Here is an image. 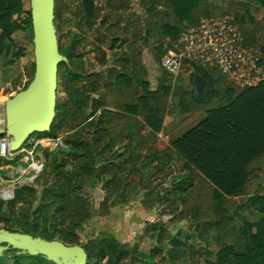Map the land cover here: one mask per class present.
<instances>
[{"label": "trees", "instance_id": "obj_1", "mask_svg": "<svg viewBox=\"0 0 264 264\" xmlns=\"http://www.w3.org/2000/svg\"><path fill=\"white\" fill-rule=\"evenodd\" d=\"M138 1L144 16L132 12L130 0L107 1L100 26L111 39L113 58L102 82L104 92L98 88L101 76L89 73L78 51L85 39L74 34L69 49L60 46L70 62V67L64 64L61 77L67 103L57 104L51 131L34 136L56 138L66 126L68 149L62 151L60 162L56 160L52 180L43 182L42 196L36 187L26 186L17 189L10 202L0 199V228L37 237L33 229L40 232L43 218L50 217L58 240L77 246L86 224L97 215L108 217L112 209L131 204L143 191L145 209H164L161 215L171 216V224L188 222L202 244L212 238L220 248L216 261L209 260L213 253L208 249L193 246L192 238L183 241L182 232L175 234L172 250L166 251L171 232L158 222L147 229L157 243L150 255L158 262L145 260L131 247L120 249L116 239L105 238L80 245L88 254V264H123L127 257L129 264H187L188 256L201 258L204 264H264V82L239 91L214 71L211 93L198 98L194 91L180 99L181 112H204L207 119L162 151L157 144L170 110L172 89L164 87L162 93L140 96L135 86V79L147 76L144 50L154 48L162 62L186 27L202 18L232 17L247 40L248 30L240 26L239 17L249 13V4L232 1L225 10L212 0ZM63 12V0H57L58 33ZM78 17L77 29H94L101 19L96 1L83 0ZM26 30L33 35L31 10L25 9L24 0H0V60L12 55L10 65H14L25 57L22 50L14 53L13 37ZM99 50L103 65H108L105 51ZM1 163L0 159V167ZM92 174L105 193L98 214L81 190V178ZM237 198H248L252 211L262 215L258 223L244 221L241 230L234 226L235 220H243ZM233 240H243L245 249L230 244ZM13 258L15 264L31 259L10 249L0 264ZM33 260L31 264L48 261L43 256Z\"/></svg>", "mask_w": 264, "mask_h": 264}, {"label": "rangeland", "instance_id": "obj_2", "mask_svg": "<svg viewBox=\"0 0 264 264\" xmlns=\"http://www.w3.org/2000/svg\"><path fill=\"white\" fill-rule=\"evenodd\" d=\"M100 10L101 19L96 23L94 29L89 30L77 29L79 23L78 13L81 9L83 0H63V22L61 25V32L58 33L60 38V46L63 45L66 51L73 44L72 35L77 34L85 41L80 45L78 51L83 58L84 63L89 69L91 75H100L99 90L104 92V85L102 82L107 76V69L112 65L113 53L110 50L111 39L106 37L105 30L101 28V20L105 17L108 0H95ZM131 9L133 13L139 15H145V10L138 0H130ZM214 2V0H212ZM215 3V2H214ZM26 10H31L30 0H24ZM85 23V21H82ZM33 38L30 30L21 31L14 35V53L19 50L24 51L25 57L21 60L15 61L14 65H10L14 61L13 56H3L0 60V101H6L16 96L19 92L28 88L35 76V55ZM103 49L106 53V60L108 65H103L101 60V51ZM119 51V50H118ZM63 54V53H62ZM64 55V54H63ZM65 56V55H64ZM66 57V56H65ZM149 59H152L150 56ZM148 60V58H147ZM158 62V61H157ZM65 65L61 64L59 67V85H58V103L62 106L66 105V94L62 88L61 77L65 73ZM182 83L177 84L176 97L180 96L183 90L181 89ZM175 97V98H176ZM178 98V97H177ZM90 112V109L86 110V114ZM5 118L4 108L0 107V119ZM68 129L66 126L62 128L56 138H39L38 136H32L26 145L16 153L9 150V143L11 138L7 136L0 137V141L3 143V151L0 152V159L2 160L0 167V197L6 190L11 188L21 187H36L40 191L42 196V184L45 180H52L54 167L57 162H60L64 154L62 151L67 150L65 141L68 139ZM48 140V141H47ZM52 142H57L58 146L48 148ZM44 146H42V144ZM47 147V148H46ZM49 152V154H47ZM54 153H56L54 155ZM43 166L41 174H36L31 170L33 164ZM68 169H71L70 167ZM92 174L91 176H84L81 178V190L85 194L87 200H89L92 209L97 212L100 211V205L105 199V193L102 190L100 182L96 181ZM134 181H137L136 179ZM252 193V189L248 190ZM144 199V192L139 191L134 201L129 205L118 206L112 209V213L108 217H101L97 215L91 222L84 226V230L79 233L81 239L80 245L84 246L96 240H102L105 238H114L119 243V248L131 247L137 251L143 258L146 257L147 250L155 247L156 244L147 234L149 225H153L158 222H162L167 230L190 234L191 225L188 222H182L177 224H171V216H162L161 213L164 209L156 207L154 209L147 210L144 208L142 202ZM248 198L241 200L240 212L242 215H247L251 212L250 206L247 202ZM237 202V201H236ZM240 202V201H238ZM35 211V209H34ZM166 215V214H165ZM37 237L48 241H59V234L56 229L53 228L50 217H44L42 221V230L40 232L32 231ZM183 238V239H184ZM173 239L172 236L168 238L169 242ZM31 259L23 258L22 264H31L34 261V257ZM145 259V258H144ZM129 257H127L123 264H129ZM15 259H5L3 264H15ZM43 264H52L49 261H43ZM103 264H108L105 261Z\"/></svg>", "mask_w": 264, "mask_h": 264}, {"label": "water", "instance_id": "obj_3", "mask_svg": "<svg viewBox=\"0 0 264 264\" xmlns=\"http://www.w3.org/2000/svg\"><path fill=\"white\" fill-rule=\"evenodd\" d=\"M57 0H30L35 55V76L24 91L0 101L5 118L0 119V137L11 138L9 150L19 152L35 134L51 131L57 117L59 67L70 62L60 51L55 24ZM3 143L0 141V151ZM10 249L31 257L43 256L54 264H88L84 247L68 246L29 234L12 233L0 228V258Z\"/></svg>", "mask_w": 264, "mask_h": 264}, {"label": "crops", "instance_id": "obj_4", "mask_svg": "<svg viewBox=\"0 0 264 264\" xmlns=\"http://www.w3.org/2000/svg\"><path fill=\"white\" fill-rule=\"evenodd\" d=\"M232 1H237V3L239 4H243V3L249 4V8H250L249 13L245 14L242 12L240 14L239 17L241 22L240 26L248 30L246 42L249 45L261 48L263 52V64H264V1L260 2L259 0L258 1L257 0H214L215 3L213 1L212 2L215 5L226 10L230 6V3ZM186 25L188 24H185V26ZM168 43H172V42L170 41ZM172 51H176V52L179 51L177 42L173 44V49L170 52ZM150 56L152 57V59H149ZM156 56H157V52L154 51V48L150 47L144 50L143 65L144 68H146L147 76H143L135 79V86L140 96L145 95L146 92L149 94L162 93L164 87L165 88L168 87L172 89L170 110L165 118L163 132L159 134V142L157 144V148L162 151L168 148L171 144L181 140L190 131L201 125L207 119V114L204 112H194V113H186V114L181 112L180 99L183 96L187 95L188 93L194 91L197 92L198 98H203L205 95L211 93L212 89L214 88V84L216 82V78H213L212 74L214 71H218V70L217 69L203 70L185 63L184 70L177 76L172 77L167 72H165V70L161 66V62L157 60ZM179 82H181L183 85L181 87L183 92L181 93L180 96H177L178 97L177 98L175 92L177 91V84ZM124 150L125 149H123V151ZM241 200H242L241 198L235 199V201L237 202L240 201L238 202L239 205H241ZM247 204L251 208V205L249 203ZM242 218L243 220L237 219L234 222V226L238 230H241L243 228L244 221L252 224L258 223L261 220L262 215L253 212L251 209V212L248 213L247 215H242ZM167 231L171 232L170 236H172L173 239L171 240L170 244L167 246L166 251H171L173 248L171 243L176 242V239L174 237L176 232L173 231V229ZM189 231L190 234L192 235L190 236L187 233H185V238L182 237V240L185 241L188 238H192L191 244L198 249L200 248L208 249L210 252L213 253L212 257L209 260L215 262L220 248L217 246L214 240L211 238V240L207 244L206 243L202 244L196 238V234L192 230ZM154 243L157 245L155 241ZM229 243L237 244L240 251H243L246 247V244L243 240H235V241L233 240L230 241ZM155 247L149 248L147 250L146 257H144L145 260L158 262L157 259L151 258L150 255V251ZM184 263L204 264L203 259L189 258V256L184 260Z\"/></svg>", "mask_w": 264, "mask_h": 264}, {"label": "built area", "instance_id": "obj_5", "mask_svg": "<svg viewBox=\"0 0 264 264\" xmlns=\"http://www.w3.org/2000/svg\"><path fill=\"white\" fill-rule=\"evenodd\" d=\"M177 44L179 51L169 52L161 62L172 77L180 74L187 63L203 70L217 69L226 83L239 91L257 88L264 82L263 52L246 45L245 35L232 17L202 18L198 24L186 27ZM56 143L50 140L49 150L55 149ZM31 170L41 174L43 166L34 163ZM15 189L6 190L0 199L12 201Z\"/></svg>", "mask_w": 264, "mask_h": 264}]
</instances>
